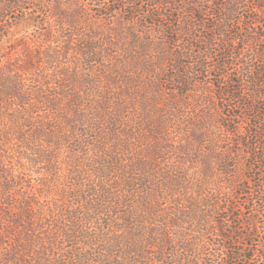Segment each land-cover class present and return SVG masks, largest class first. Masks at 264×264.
<instances>
[{"label":"trees","instance_id":"1","mask_svg":"<svg viewBox=\"0 0 264 264\" xmlns=\"http://www.w3.org/2000/svg\"><path fill=\"white\" fill-rule=\"evenodd\" d=\"M117 14L124 20L118 26L112 20ZM20 21L31 31L15 35L11 30ZM259 27L263 33L255 42H264V0H0V47L7 49L0 52V264L162 263L155 254L166 244L168 225L160 213L171 189L163 182L175 168L154 163L165 160L166 145L151 144L156 131L144 123L162 126L172 117L173 105L159 101L163 82L183 76L170 74L173 56L181 66L183 57L193 58L188 66L200 69L190 76L208 77L226 119L251 120L257 141L241 143L255 163L264 164V154L255 153L264 147V61L249 63L264 60V44L259 55H248L246 78L237 68L241 52L232 55ZM198 39L206 49L196 54L191 46ZM185 41L188 47L180 45ZM165 43L176 52L167 63ZM140 67L155 93L137 101L143 90L132 85V75ZM188 78L180 82L188 84ZM234 82L240 85L228 88ZM247 82L252 88H245ZM150 98L151 115L144 105ZM212 114L200 119L211 121ZM132 149L140 153L138 165ZM213 168L205 161L203 172ZM176 186L172 193L186 187ZM259 190L252 211L264 206ZM242 215L233 222L244 228L249 223ZM246 218L255 227L253 217ZM227 227L235 242L238 227ZM254 235L238 236L255 250L244 241ZM244 251L231 243L228 261L252 260ZM257 261L264 264V251Z\"/></svg>","mask_w":264,"mask_h":264},{"label":"rangeland","instance_id":"2","mask_svg":"<svg viewBox=\"0 0 264 264\" xmlns=\"http://www.w3.org/2000/svg\"><path fill=\"white\" fill-rule=\"evenodd\" d=\"M112 20L117 26L119 23L123 24L124 22L120 14H117ZM11 31L15 35H24L23 33L31 30L24 21H20L14 24ZM198 33L199 36L205 34L202 30ZM262 33L261 27L254 29L250 43L241 42L234 49L235 52L232 55H239L240 53L237 52H241L238 57L240 63H237V66H241L237 68L240 72H244V78L247 76L245 61L249 60L248 55L257 56L259 55L258 49H263V41L255 42V39ZM153 42L158 43L159 40ZM180 45L188 47L187 41L181 42ZM164 46L167 49L165 61L167 63L170 54H176V52L168 43H165ZM150 47L153 51L152 47L155 46L151 45ZM191 47L193 52L198 54L200 49H206V44L198 39V41H194ZM4 48L7 51L6 45H4ZM4 48L0 47V52ZM155 53L158 54V51H155ZM145 54L148 59L151 58L150 52ZM172 58L176 61H174V67L170 69V74H181L183 76L175 78L176 81L171 80L172 82L165 80L160 91L163 96L159 100L161 103L173 105L172 117L167 119L162 126L152 125L153 122L147 120L143 128H151L156 131L155 134H151V144L155 146L164 141L166 145L165 160L156 158L154 163L164 169L167 166L175 168L172 174L166 172L167 179L163 183L171 189H175L177 183H181L186 187L180 188V191H176V193H172L171 189L165 191L160 219L163 216L168 225L166 231H164L166 232V244L164 250L155 254L156 258L160 259L162 263L148 261L147 264H258L257 253L258 251H264V206L261 202L259 212L252 211L251 199L257 201L260 195L258 189H264V164L255 163L252 160L253 151L250 148H245L242 144L247 140L249 144L257 141L254 134L255 127L251 124V120L249 121L247 118L236 119L235 122L231 118L226 119L225 116L228 111L223 112L219 108L218 100L214 96L210 82H207L208 77L203 75L190 76V71L200 69L195 64L188 66L193 63V58L183 57L185 61L183 66L180 65L175 56ZM256 60L264 61L259 57L252 62L249 61V63L253 64ZM195 61H197V57L194 58ZM203 62L207 63L209 59H203ZM258 63L260 61H257ZM134 72L132 85L136 89L143 90L137 92V101L141 100L142 95L150 96V91L151 94L155 93L150 74L145 73L142 67ZM188 75V84L181 83L180 80ZM238 75H240V79H243L242 74L238 73ZM238 75L233 78L238 79ZM239 85L240 82L230 83L228 88ZM244 86L245 88H252L250 83ZM152 98H150L151 100H148L149 98L145 100L146 104H144L149 108V115L152 112L150 110V105L153 103ZM156 98L154 97V99ZM253 102L255 101L253 100ZM231 103L235 104L237 100H232ZM136 105L138 106V104ZM134 110V119L138 121L137 107ZM207 111H214L215 116L212 114L210 117L209 115L211 121L205 122L203 118L200 119V115H205ZM235 111L240 113L241 109ZM144 116H147V110ZM254 122L252 119V123ZM213 124L218 125V128L213 127ZM157 131L162 132L158 133ZM246 132L248 133L246 134ZM143 142L146 143L145 138ZM135 143L138 145L136 141ZM245 145H247V142H245ZM134 147L138 148L135 145ZM256 152L264 154V147L257 148ZM131 159L134 165L139 164L140 153L137 149H132ZM144 161L147 160H141L142 164L146 165L147 162ZM205 161L211 162L214 167L213 170L203 172ZM252 167L254 169H251ZM176 172L187 175L186 179L189 182L187 183L184 178L177 176ZM141 179L143 181L144 179L146 181L150 180L147 175H143ZM147 185L150 188L153 185V180L148 181ZM249 186H251L252 191L254 190L253 192H250L249 188H245ZM141 207L143 208V206ZM239 214H243L242 216L249 223L247 227L241 228L240 225L233 222L235 215ZM249 216L253 217L252 222L255 227L250 226L251 220L246 218ZM142 217L143 215L140 214L139 219ZM229 224L238 227L236 228L238 232L234 236L235 242L228 238L232 234L231 228L227 227ZM136 225H138L137 222L131 223V229L134 230ZM254 231L256 235H254L253 240H244L245 243H252L255 248V250H252L248 248L247 244L243 246V240L238 235L242 232H252L254 234ZM238 240L241 242L237 243ZM231 243L239 247L241 251L245 248L242 255H244L243 253L252 255V260H244L240 257L235 261H228V246Z\"/></svg>","mask_w":264,"mask_h":264}]
</instances>
